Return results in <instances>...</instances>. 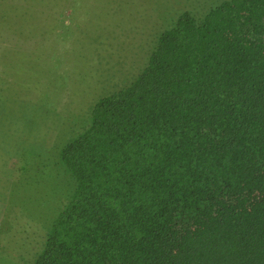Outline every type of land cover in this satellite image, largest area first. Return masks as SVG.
<instances>
[{"label": "trees", "instance_id": "1", "mask_svg": "<svg viewBox=\"0 0 264 264\" xmlns=\"http://www.w3.org/2000/svg\"><path fill=\"white\" fill-rule=\"evenodd\" d=\"M194 11L61 148L75 190L31 264H264V0ZM0 88V138L23 139L31 102Z\"/></svg>", "mask_w": 264, "mask_h": 264}, {"label": "rangeland", "instance_id": "2", "mask_svg": "<svg viewBox=\"0 0 264 264\" xmlns=\"http://www.w3.org/2000/svg\"><path fill=\"white\" fill-rule=\"evenodd\" d=\"M14 1L0 0V86L30 100L22 120L31 132L10 136L23 129L19 119L0 138V264H31L75 190L61 148L89 124L100 97L141 72L175 11H204L214 0Z\"/></svg>", "mask_w": 264, "mask_h": 264}]
</instances>
